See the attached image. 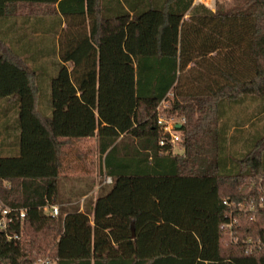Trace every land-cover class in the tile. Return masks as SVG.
Segmentation results:
<instances>
[{
    "label": "trees",
    "instance_id": "obj_1",
    "mask_svg": "<svg viewBox=\"0 0 264 264\" xmlns=\"http://www.w3.org/2000/svg\"><path fill=\"white\" fill-rule=\"evenodd\" d=\"M194 1L0 0V264L264 260V0Z\"/></svg>",
    "mask_w": 264,
    "mask_h": 264
},
{
    "label": "built area",
    "instance_id": "obj_2",
    "mask_svg": "<svg viewBox=\"0 0 264 264\" xmlns=\"http://www.w3.org/2000/svg\"><path fill=\"white\" fill-rule=\"evenodd\" d=\"M204 0H199V2L204 4ZM195 2V1H194ZM195 5V4H194ZM198 5V4H196ZM185 122L184 121H176L174 118H169L167 120L163 119L161 116L158 118V125L162 128L163 132L165 134H168L170 139L169 142L172 145H176L180 142L181 136L178 134V130L176 129V126L180 125L182 126ZM165 144V141L162 140L160 142V145L163 146ZM108 183H111L112 180L110 178L107 179ZM224 204H229L228 201H225ZM259 208L264 210V197L260 200ZM240 210L244 211H253L254 206L253 205H239ZM53 217H57L59 214V208L57 206H52L48 209H46ZM0 212L2 214V218L0 219V229H5L7 224V216L11 213V209L5 208L0 204ZM21 218L25 217V212L22 211L20 214ZM236 220L230 216L229 222L222 225V230L227 234L230 238H232L233 232L232 228L236 224ZM43 264H47L50 262L49 258H45L44 260H40Z\"/></svg>",
    "mask_w": 264,
    "mask_h": 264
},
{
    "label": "rangeland",
    "instance_id": "obj_3",
    "mask_svg": "<svg viewBox=\"0 0 264 264\" xmlns=\"http://www.w3.org/2000/svg\"><path fill=\"white\" fill-rule=\"evenodd\" d=\"M204 4L200 3L199 0H195L194 4H198V5H204L206 6L207 8H211V9H215L216 5H225V6H228L232 3L231 0H204L203 1ZM190 16V15H189ZM188 17V16H187ZM52 71V70H49V72ZM49 74V73H48ZM165 107V104L162 106L161 110H160V115L163 119L167 120L169 119V117L167 116V114H163L162 111H163V108ZM170 118H174L176 119V121H184L185 122V119L184 118H179V117H170ZM180 135V133H178ZM181 136V135H180ZM175 146V145H174ZM180 153V150L178 149V146L176 144V146L174 147V151L172 153ZM44 260V259H42ZM35 264H43L42 262H40V260L38 262H36ZM47 264H54V262L52 260H50L49 263ZM222 264H233L231 262H227V263H222ZM236 264V263H235ZM237 264H257L256 262H254L253 260H250V261H242V262H238ZM260 264H264V260L260 263Z\"/></svg>",
    "mask_w": 264,
    "mask_h": 264
},
{
    "label": "crops",
    "instance_id": "obj_4",
    "mask_svg": "<svg viewBox=\"0 0 264 264\" xmlns=\"http://www.w3.org/2000/svg\"><path fill=\"white\" fill-rule=\"evenodd\" d=\"M68 67L71 69L70 64L68 65ZM97 189H98V187H96V189H95V191H94L95 194L97 193ZM82 211H83V207H81V209H80V212H82Z\"/></svg>",
    "mask_w": 264,
    "mask_h": 264
},
{
    "label": "water",
    "instance_id": "obj_5",
    "mask_svg": "<svg viewBox=\"0 0 264 264\" xmlns=\"http://www.w3.org/2000/svg\"><path fill=\"white\" fill-rule=\"evenodd\" d=\"M176 129L177 130H180L181 129V126L180 125L176 126Z\"/></svg>",
    "mask_w": 264,
    "mask_h": 264
}]
</instances>
